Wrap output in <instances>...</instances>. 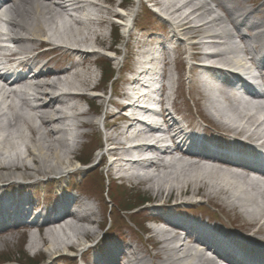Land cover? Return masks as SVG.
Listing matches in <instances>:
<instances>
[{"label": "bare ground", "instance_id": "1", "mask_svg": "<svg viewBox=\"0 0 264 264\" xmlns=\"http://www.w3.org/2000/svg\"><path fill=\"white\" fill-rule=\"evenodd\" d=\"M126 2H130V0H122V5L127 6ZM150 2L156 6L161 3L164 5V9H159L156 14L159 13L158 16L166 18L170 26L168 29H172L168 38H165L164 44L167 43L168 39L169 41H178V36L181 38L186 37L183 40L184 42L192 40L189 50L197 51V53H191L187 57L192 60L189 69L194 68V71L197 70L196 72L199 71L205 78L210 79L213 78L212 76L216 72H219L213 67L208 68L197 62L193 64V60L199 56L201 62L220 64L222 67L227 68L228 72L236 77L235 79L240 78L234 72L248 71L245 62L250 59L246 57L251 56L254 49L243 43V47H238L232 46V41L227 42L232 40L235 35L226 30L225 24L227 21L223 17L216 16L211 20L205 19V15L212 16L215 13L213 8L208 6L206 0H150ZM8 3L10 5L5 21L11 28L10 33H20L19 35L23 38L14 35L17 37V41H15L10 35L6 37L7 41L17 43L18 47L15 51L9 50L8 57H0V64H4L3 62L8 59L13 62L17 56L24 58L20 64V67L23 68L35 66L41 59H47L48 62L40 68L35 76L34 83L31 85L28 84L27 77L20 75L16 79L18 81L10 83L8 79H4L3 85H0V172L14 169L11 175L5 174L3 177L0 176V179L10 178L15 183H20V181L30 180L31 177L38 179L53 174L66 177V175L80 167L79 164L74 167L76 163H73V160H77V158L80 161L88 160L77 156L74 159V151L84 144V138L86 134H89L85 129H94L97 124V114L105 111V104L99 103L97 106L94 100L89 102L90 109H85L81 105L84 101L88 102L85 98L86 92L98 91L97 98L99 101L106 95L105 84L110 78L109 70H112L113 62L109 58L98 56L100 54L97 55L96 49L118 55V44L122 40V36L120 38V35L117 34L118 28L116 27V35L112 43L102 46L100 44L104 34L103 32H97L95 29L103 31V28L110 24L112 18H120L123 19L124 29L127 31V27L133 21L135 14L131 15L127 12L120 14L114 11V7L117 9L122 7L120 2H116V0H9ZM168 3L170 4L166 5ZM177 4L180 5L176 6ZM185 10H188L187 14H182ZM71 11L78 13L80 18H74L70 13ZM250 15L251 13L247 12L242 16L247 19ZM239 18L238 21H232L236 28L234 29L237 34L236 38L246 44L245 37L237 30L243 23V19ZM66 19L69 22H66ZM214 27L218 28V36L212 30ZM250 28L260 30L261 35L255 37V42H258L264 36L263 23H253ZM168 29L165 28V31ZM6 38L0 34V42H4ZM202 39L206 40L202 41ZM44 44H48L50 47L47 52L41 51ZM157 44L161 46V42L154 44L152 36L147 44L139 43L136 45L137 50L140 52L131 53L133 66L129 68V72L132 75L145 76L147 74L146 71L138 72L137 65L141 63L142 58L150 61L149 64H157L152 58L153 48ZM226 46L228 47L226 48ZM260 47H264V44L258 42L257 48ZM205 49L215 51H210L212 54L205 55L203 52ZM0 51H2L1 47ZM176 53L178 55L180 51ZM173 54L171 53V56ZM184 55H187V51ZM96 56L98 58H95ZM112 57L114 59V56ZM136 57H139V59H136ZM163 58H165L163 63L165 70L170 67L171 63L167 61L170 55L164 54ZM177 61H179V58ZM101 62L106 66L102 67L104 64ZM250 63L253 65L252 61ZM180 64H183V61ZM260 66H264V60L260 61ZM97 69H103L104 73L99 81H96L95 71ZM46 78H49L50 81H44ZM130 81L135 83L133 78ZM126 83L127 80L124 84ZM142 83L140 85L138 82L139 88L146 89V86H144L146 82ZM14 85L28 86L33 90L32 100L36 105L33 106L31 101L24 97L25 94L20 87V91L14 88L11 89ZM116 85H118V81L115 83V87ZM198 85L206 95L208 105L206 109L203 103L199 101V106L203 107L201 112L206 122H212L222 128L221 131L218 130L221 133L218 135H226L225 138H230V140L242 137L248 142H254L257 138L264 141V105L262 106L259 102L252 104L248 100L242 102V105L239 104L241 106L239 108L238 105L234 104L238 97L236 95L231 96L223 86L218 89L216 80H214V85L208 84L206 81L203 83V79L197 80L194 87H198ZM167 91L168 88H164L161 95L159 104L162 106V111L160 117L165 123L169 124L172 139L178 142V146L174 151L171 148L162 150V154L167 155L169 159L165 160L163 157H159L155 162L143 163L124 159V157L128 158L132 154L156 151L155 148L151 147L128 146L140 138V131L137 132L136 126L139 122L136 117L145 118L148 114L144 110L145 103H140L144 101L146 96L141 94L139 90L136 92L135 98L137 97L136 101L141 105L136 103H111L118 111L111 114L112 112L107 110L105 111L107 122L104 123V121L99 120L98 124L102 123L104 128L110 131L106 133L105 138L108 148L102 155V157L111 156L114 159L109 171L111 173L117 172V174L119 172H128V174L138 172L140 174H131L130 176L126 173L127 175L123 174V177L152 180L157 193L164 190L163 184L170 186V191L179 193L191 194L192 188H196L192 195L193 199L197 196L208 198L210 202H214L213 204L235 211L238 218H241L245 223L253 226L260 225L259 230L251 232L249 235L245 232L244 235H247L246 240L256 242L255 245L252 244L253 248L264 250V179L249 177L247 167L240 169L228 167L231 164L222 160L223 150L217 152L220 154L218 158L222 159L214 160L213 165L207 168L199 166L195 162H183L174 158L175 154L173 152L175 151H180L185 156H193L190 151L184 150L180 146L186 141V132L194 133V130L184 126H182L183 129L181 126L176 128L175 123L171 124L172 114L169 113L166 107L170 100ZM126 93V91H122L116 94L120 98L129 99ZM246 93L247 95L250 94L249 91ZM252 97L253 99H264V94L260 97L256 95ZM16 99L19 100L20 105H16ZM127 111L128 113L125 114L124 112ZM258 114H260L261 119ZM123 123L126 124L125 127L122 126ZM66 136L69 139L64 140L63 137ZM95 136L97 137V135ZM199 140L204 143L207 138L200 134ZM216 148L221 149L220 147ZM26 151L28 154H26ZM213 157V155H210L204 156V158L201 157V159L212 160ZM231 157L234 159L231 160L234 163L243 164L242 161H235L234 155ZM214 158L217 159V157ZM19 168L23 171H18ZM143 170H145L144 176L141 175ZM77 173L75 172L74 175ZM74 201L77 203L83 202L81 197L75 198ZM170 211L178 213L176 209H170ZM87 217L76 214L52 216L42 225L46 229V233L41 239L43 242H40L37 238H31L28 245L38 249L43 246L42 244L48 242L50 247L47 248V253H60L62 252L60 247H64L63 250H68V243L66 242H71L70 246L73 248H80L86 244L87 239H90L104 227L98 222L94 213L88 218L92 226L96 225L94 228L96 229L95 233L76 225V223L86 221ZM163 220L159 219V221ZM165 224L168 228L157 232V236L161 238V243L165 246L162 248L161 254L155 255L156 260H162L163 264H215L213 258L204 253L207 256L205 258L200 254L203 253L202 251L194 249L192 246L187 245L185 240H182L177 231L180 228L169 220ZM67 229L73 232L69 238V233H66ZM60 237H62V240H59ZM225 239L230 238L225 237ZM118 252L123 255L124 260L120 264H147L144 257L135 249L133 251L128 249V252L120 249ZM109 257L111 256L109 255ZM98 262L100 261H94L95 264H98ZM110 262L111 264H117L112 260Z\"/></svg>", "mask_w": 264, "mask_h": 264}, {"label": "rangeland", "instance_id": "2", "mask_svg": "<svg viewBox=\"0 0 264 264\" xmlns=\"http://www.w3.org/2000/svg\"><path fill=\"white\" fill-rule=\"evenodd\" d=\"M206 1L208 6L210 8H213L215 13L212 14V16H210L209 14L205 15V19L211 20L216 16L223 17V19L227 21L225 24L226 30L234 34H236V31H234V29L236 28L234 27L232 21H238V18L241 17L243 14H246L247 12L251 13L250 17L247 19H245L244 16L239 18L243 19L245 23L240 26L238 32H240V34L244 36L249 35V37L246 38L245 42L257 48V43L260 42L261 39L258 42L254 41L253 37L256 33H258V30H253L252 28H250V25L252 23L258 22H262L264 24V0ZM116 2H120V4L122 5V0H116ZM126 4L127 6H124V10L127 12V14H135L133 21H131V23L127 27V31H125V29L121 26L120 28L118 27V30L116 29L115 22L117 18H112L110 24H107V26L103 28V31L95 29L97 30V32H103L104 34L103 40H101L100 44L102 46H107V44L109 45L112 43V40H114L113 38L116 35L115 29L117 30V34L120 35V38L122 36V40L118 44V55L111 52H105L100 49L99 51L96 50L100 54H97L98 56H103L106 59L109 58V60L113 62V66L115 65L113 68H115L117 72L116 79H118V85H116V87L114 85V89H110V85L105 84L106 95L104 98L101 99V101H99L98 98L95 96L96 93L98 94V91L86 92V94H89V98L87 96L85 97L88 102L84 101L81 103V105L85 109L90 108L89 102L94 100V103L97 106L99 105V103H104L105 111L108 110L109 112H112L111 114L115 113V108L112 107L111 103H117L118 99H120V97H118L116 93L122 91L124 92L128 88H130V79L133 77L129 72V68L133 66V59L131 57V53H137L139 51L137 50L138 47H136V45L139 43L147 44L151 40L152 36L154 39V44L156 42H161L162 44L164 43L165 38L167 39L168 36L171 34L172 29H168V27L170 26L167 23L166 18L158 16L159 13L156 14L150 11L149 8H154L151 2L149 3L148 0H137L136 3L134 0H130V2H126ZM169 4L170 3L166 5ZM147 5H149L150 7H148ZM179 5L180 4H177L176 6ZM155 8L156 11L159 12V9H164V5L161 3ZM113 10L119 12L116 7H114ZM187 12L188 10H185L184 12H182V14H187ZM78 16L80 17L79 14ZM120 20L122 21V19ZM66 22H68L67 19ZM165 28L168 29L166 30L169 31L168 33L165 31ZM212 30L214 32H218L217 27H214ZM178 38V41L174 42L177 43V47H179L177 50L180 51V53L177 55V53L175 52L173 57H177V59L179 58V61H177L176 64L173 63L171 67V77H173V80H175V87H177L176 91L174 92V95H171V98H174L175 103L173 106V110L181 114L182 118L186 119V124L191 123L192 125L199 126L200 129L210 130L209 133L206 132L207 134H209L208 136H212L213 138H217L219 140L221 138L222 140H220V142L226 145L227 141L223 139V136H218V134L221 133H219V131L217 130L221 131L222 128L212 122H206L205 118H203L204 115L201 112V109L203 107L201 105L199 106L198 103L199 101H201L204 105V108H208L206 95L203 93L202 90H200L199 85L198 87H194L197 80H208V78H205L203 74L199 73V71H194V68L189 69L191 65L190 62L192 63V60L187 57L191 53H197V51L194 52L189 50V45L192 43V40L189 42H184L183 40L186 37L181 38L178 36ZM197 39L199 40V38ZM204 40L206 39H202V41ZM262 41L264 42V37ZM232 42L235 46H240L242 45V43L246 45L243 41L239 40H232ZM181 50L184 53L185 51H187V55H184ZM257 50L259 51L260 48H258ZM98 56H96L95 58H98ZM112 56H114V59H112ZM196 58V61L193 60V64H195V62L201 63L200 57L198 56ZM136 59H139V57H136ZM143 61L144 60L142 58L141 63L137 65V68L143 65ZM181 61H183V64H180ZM105 66V64L102 65V67ZM95 75L96 81L101 80L104 75L103 69H97L95 71ZM167 76L168 71L165 70V79L167 78ZM217 76L220 81L222 78L226 77V74H217ZM126 80L127 83L124 84ZM180 81L182 82L181 84ZM105 111H101L97 114L98 119H96L97 124L94 129H85V131H88L89 134H86V137L84 138L85 140L83 141L84 144L79 146L78 149L76 148L77 150L74 151V159H76V156L79 158L88 159L87 161L92 163V169L82 167L81 165H83V163L80 162V164L77 158V160H73V163H76L74 167H76L77 164H80L82 168L81 171H79L78 174L75 176V178L74 176H71V173H73L74 171L66 175V177H60L56 174L50 176H42L38 179H33L31 177L30 180L24 181V183H22V185L27 186L28 188L18 191L19 197L28 196L30 198L34 196L32 195L33 193L39 195L37 196L39 197V199H37V201L35 202L36 204L38 203L40 205H42V202L44 201V190L49 191L53 195V199L46 200L44 206H46L47 203L55 205L59 201V198L65 197L64 194H71V196H73L77 193L81 195L82 200H86L93 207L96 219L100 224L104 226L102 230L96 232V229H94L96 225L92 226L89 222L90 217H87L86 221H83L82 223H78L76 225L79 227L86 228L87 230H91L94 233L96 232L94 236H92L90 239H87L90 242V245L95 246L94 248L96 249L92 250L93 253L90 252L89 254V252L85 251L88 247L87 245L86 247L84 246L81 248H73L70 246L71 242H66L68 243V250H63L64 247H60L62 251L60 253L72 254L70 257H68V264H92L91 261H93L95 256H103L104 253L107 251V247L109 249L118 247L121 250L127 252L128 249H131V251L135 249L139 252L142 257H144L145 262L147 264H163L162 260L155 259V255L161 254L160 252L163 251L162 248L165 246L163 243H161V238L157 236V232L159 230L167 229V226L166 224H164V226H160L158 224L153 223L154 221L156 223L159 222L155 215L162 213L154 209L153 205L155 204L160 205L163 208H167L166 211H168V209H176L178 211L177 214L185 215L183 217L188 216L196 220L201 218L204 221H213L216 225H219L225 232L232 234L235 237L241 236L247 238V235H244L245 232L249 235L251 234V232L259 230L258 227H260V225L253 226L245 223L243 220H241V218H238L235 211L228 210V208L224 209V207L218 204H213L214 202H210L208 198L197 196L193 199L192 195L196 188H192L191 194L179 193L177 191H170L169 188L171 187L165 186L163 184L164 190L160 193H157L156 189L154 188V184H152V180L150 181L148 179L142 180L136 178L132 179L128 178V176L127 178L123 177V174L127 175L128 172H126L127 174L123 172H119L118 174L117 172L111 173L109 171L110 166L107 163V157L109 156L101 157L107 151V149L105 151V148L107 147V144L105 143V138L106 133L110 132L109 130H106L104 128L102 123L98 124L99 120H101L102 122L104 121V123L107 122V118L105 117ZM258 115L259 118H261L260 114ZM125 125L126 124L124 123L122 124L123 127H125ZM199 128H197V130ZM94 135H97V137L93 138ZM63 138L64 140L69 139L68 136ZM26 154H28L27 151ZM99 158L101 159L98 160ZM167 158L169 157H165V159ZM174 158H176L178 161L181 160L183 162H189V159L183 160L177 155H175ZM124 159L129 158L124 157ZM97 161L99 162V164L97 167H95ZM199 166L206 168V165ZM20 170L23 171V169L19 168L18 171ZM12 172H14L13 168L11 171L2 170L0 172V176L3 177L5 174L11 175ZM131 174L137 175L140 173L131 172L128 175L130 176ZM120 176L123 178L121 180H117L120 178ZM142 176H144V174ZM160 182L162 183V181ZM13 183H15V181L10 178H7L5 180L0 179V186H2V188L9 187V185H13ZM59 191L64 192L58 194ZM4 192L7 193V190H4L3 193ZM10 194L17 196V191L12 190ZM83 194L84 197L82 196ZM130 197L132 199L139 198L140 200L146 198L147 203L151 204L144 206L143 208L137 210L135 213L125 212L122 214L120 210L124 209L123 204L126 205V207L128 206V199ZM112 202L118 203V208L114 206ZM184 211H187V213L189 214H184ZM212 212L213 214L216 213L217 215L214 216ZM145 220L146 223L144 222ZM119 223H122L123 226ZM152 229L155 230L153 231ZM37 232H39V234ZM45 233L46 229L45 227H43L42 229H39V231L37 229H33L31 231L26 232L9 231L10 235H6L4 237L0 235V261H2L0 263L14 264L15 261L19 259L26 261L32 259L33 257H35V259L33 258V260L36 261V258L42 259L44 254L48 255L47 248L50 247V245L48 242H45V240V243L42 244L43 246L38 249H34L28 245L30 241V235L37 234L39 236L38 240L41 242V239H43ZM66 233H69L68 238L71 237L73 234V232H71V230L69 229L66 230ZM59 240H62V237H60ZM174 254L176 255V253ZM5 259L8 260L3 261ZM8 261L14 262L7 263Z\"/></svg>", "mask_w": 264, "mask_h": 264}, {"label": "trees", "instance_id": "3", "mask_svg": "<svg viewBox=\"0 0 264 264\" xmlns=\"http://www.w3.org/2000/svg\"><path fill=\"white\" fill-rule=\"evenodd\" d=\"M109 73H110V78L108 79V81H111L113 79V77H114V71L113 70H109ZM81 162L88 163L87 160H81ZM134 199H132L130 197L128 199V206L126 207V205L123 204V207L126 210H128V211H133L134 209H137L138 207H141V206H143V205H145L147 203L146 198H143L141 200L139 198H136L135 200ZM30 262H32V261H30Z\"/></svg>", "mask_w": 264, "mask_h": 264}]
</instances>
